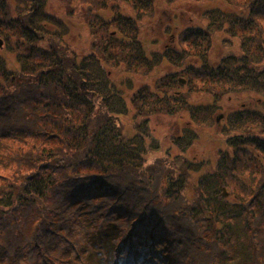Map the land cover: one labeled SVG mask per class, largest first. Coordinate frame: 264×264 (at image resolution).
<instances>
[{"label": "trees", "instance_id": "16d2710c", "mask_svg": "<svg viewBox=\"0 0 264 264\" xmlns=\"http://www.w3.org/2000/svg\"><path fill=\"white\" fill-rule=\"evenodd\" d=\"M50 1L0 0V167L10 172L0 171V264H264V0H217L205 27H186L163 51L138 36L158 0H55L88 27L80 55ZM216 32L235 45L214 62ZM162 60L174 70L130 94L137 134H127L125 89L109 68L148 77ZM242 92L257 98L227 111V148L188 200L193 165L169 152L148 162L138 127L179 111L205 126L223 94ZM192 93L213 99L188 103ZM186 130L172 140L182 152L197 136Z\"/></svg>", "mask_w": 264, "mask_h": 264}, {"label": "rangeland", "instance_id": "374dc122", "mask_svg": "<svg viewBox=\"0 0 264 264\" xmlns=\"http://www.w3.org/2000/svg\"><path fill=\"white\" fill-rule=\"evenodd\" d=\"M158 5L159 6L156 9L157 11L155 16L146 15L138 23V36L140 37L145 49L148 51H150L149 49L163 51V49L168 46L171 48L175 47L176 37L181 30H184L186 27L193 26L205 27L207 21L202 16L204 12L203 10L213 6H220L221 4L217 0H176L174 2L158 0ZM221 7L223 6L221 5ZM49 9L59 16L62 15L69 23L70 31L66 39L75 48L77 54H84V47L89 45L88 41H85V43L82 42L84 41L86 35H88V27L86 23L83 22L82 19L78 20V18H76L77 13L67 14V12L60 6V3L55 0L50 1ZM100 14H105L107 17L110 16L107 10L100 11ZM131 14L133 13L131 12ZM94 22H96V20ZM109 31L113 30L110 29ZM112 34L114 35L113 32ZM212 45L213 47L210 58L216 62L221 54H225L229 50H232L235 43L230 45V41H228V37H226L225 34L216 32ZM2 48H0V53L4 52ZM7 55L13 59L11 54ZM106 70L108 71V69ZM173 70L174 67H170L166 60H162L161 64L153 69L148 77H141L140 75L126 71L122 67L115 70L109 68V78L114 81L118 87L123 86V89H125L124 91L129 110L127 115L122 118V123L125 125L124 130L127 134L133 135L136 133L134 120L137 118L134 117L135 108L129 101L130 94L137 88L141 87L143 83H148L152 86L157 76L161 75V73L165 71L172 72ZM186 89V86H182L181 88L174 89L171 92L181 94L184 93ZM230 95L227 93L222 95L219 100L221 109H216L214 107V112L205 115L206 122H209L210 119V122L206 123L205 126L193 125L190 122L189 113L186 111H179L173 114L156 113L149 117L145 127L141 130L139 129L140 126L138 127V131L141 132L145 129L144 134L146 139L144 141L153 147L145 154V159L148 162H153V160L159 156L167 157L166 153L169 152L170 154L168 157L174 163L175 161H179L183 155L189 160L188 166L192 167L193 165V170H191L188 178L189 180L182 190L185 198L192 197L197 177L205 170H209L214 164L217 149L227 148V145L225 144L226 135H224L223 132L220 133V130H223L222 128L227 122V111L235 110L241 107L240 104H242V102L245 103L242 104L243 106L245 105L250 107L252 106V102H255L257 98L255 94L250 92L239 93L238 95H240V98L235 97L234 99ZM212 99V96L208 93H192L187 102L196 105H208L211 103ZM219 115H221V118L219 121H216ZM142 125L144 126L143 123ZM187 127L195 129L197 131V136L194 138L192 137L193 142L186 148V150H184V152H182V145H173L172 140L176 138L181 141L180 139L183 138L181 136L187 131ZM190 135L191 134L188 132L184 137H189ZM165 161H167V159ZM165 163L166 162L163 161L162 165H165ZM194 165L198 166V169L195 168ZM2 169L4 168L0 167L1 172L10 173L7 170ZM167 180V176L162 178L161 184L163 187L168 185ZM104 236L106 237L107 234ZM91 237L96 246L97 238L95 237V233L90 236V238ZM106 238H103L102 240L98 238L99 244L105 241ZM95 259H97V257Z\"/></svg>", "mask_w": 264, "mask_h": 264}, {"label": "water", "instance_id": "95a60500", "mask_svg": "<svg viewBox=\"0 0 264 264\" xmlns=\"http://www.w3.org/2000/svg\"><path fill=\"white\" fill-rule=\"evenodd\" d=\"M2 43H3V41H2V39L0 38V47L2 46ZM181 81L184 82L183 79H182ZM220 117H221V115H219V116L217 117L216 121H219Z\"/></svg>", "mask_w": 264, "mask_h": 264}]
</instances>
